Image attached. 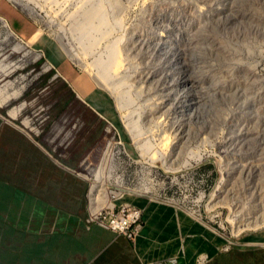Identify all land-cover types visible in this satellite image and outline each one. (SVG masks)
<instances>
[{
	"label": "rangeland",
	"instance_id": "1",
	"mask_svg": "<svg viewBox=\"0 0 264 264\" xmlns=\"http://www.w3.org/2000/svg\"><path fill=\"white\" fill-rule=\"evenodd\" d=\"M65 1L0 0V117L40 131L35 141L64 167L79 150L95 164L113 126L130 156L155 172H182L178 188L143 187L127 201L157 202L235 238L230 217L245 224L264 214V0H103L114 32L88 53L68 23L82 0ZM115 43L121 71L108 69L106 84L95 64L108 62ZM62 72H72L73 84L84 77L109 100L90 150L70 121L78 113L45 88ZM86 200L102 205L103 195L91 190ZM217 214L220 227L211 219Z\"/></svg>",
	"mask_w": 264,
	"mask_h": 264
},
{
	"label": "crops",
	"instance_id": "2",
	"mask_svg": "<svg viewBox=\"0 0 264 264\" xmlns=\"http://www.w3.org/2000/svg\"><path fill=\"white\" fill-rule=\"evenodd\" d=\"M54 64L57 65V62ZM60 74L65 80L61 76V80L55 85L52 84L51 78L45 88L52 87L54 95L60 96L61 108H73L78 113L80 118H71L70 121L74 122V126L81 128L82 143L84 142L90 150L102 137L105 118H101L99 114H103L104 105H108L109 100L99 88L86 85L84 77L79 79L78 84H73L69 82V78L74 79L72 72ZM5 121L0 117V148H5L6 152L12 151L11 146H3L4 141H8L7 135H11L14 139H22L23 144L34 153L41 154L49 162V167L42 168L41 164L39 165L41 168L37 177L32 180L33 186L36 188L42 186L43 181L58 179L60 188L55 192V197H58L56 200L60 206L55 207L53 202L50 205L43 197L39 198L30 192L14 188L4 221L11 225L10 213L13 214L19 208L18 202L24 205L27 200H31L44 210L38 216L35 214V207L28 212L22 207L16 210L17 216L12 217L19 218L22 214L28 219L22 228L13 225L15 234L22 236V258L8 259L4 253L3 257H0V264H264V214L257 219L259 222L254 225L257 227L251 229L260 230L241 236V232L231 234L235 238L229 241L206 228L204 224L192 220L185 213L146 199H138L134 203L128 199V202L142 209L141 229L133 241L118 236L105 227L86 225L87 185L67 171L71 167L76 168L85 158L84 154L89 151L79 150L77 154H68L69 159L59 158L64 159L61 161L67 165L64 167L57 164L51 154L35 141L34 138L39 136L13 124L17 119ZM45 141L43 140L44 143ZM17 157L19 158L18 155L16 159ZM26 170L32 171L30 168ZM55 171L85 184L86 188L80 198L83 216L78 213L79 196L73 186L76 182H73V185L68 184L67 191L63 190L62 176H56ZM28 172L24 181L30 176ZM14 175L15 171L11 170V183ZM18 191L22 195H19ZM36 217L40 221L34 226L33 219ZM51 219L55 221L51 222ZM11 245L12 243H1L0 248L10 254Z\"/></svg>",
	"mask_w": 264,
	"mask_h": 264
},
{
	"label": "built area",
	"instance_id": "3",
	"mask_svg": "<svg viewBox=\"0 0 264 264\" xmlns=\"http://www.w3.org/2000/svg\"><path fill=\"white\" fill-rule=\"evenodd\" d=\"M42 122L41 120L38 124ZM111 128L112 131L105 132L103 146L96 157V163H89L88 158H84L73 173L86 183V192L100 190L103 195L102 205L94 204L92 207H85L86 225L96 224L105 227L118 236L133 241L141 229L142 209L127 201L129 194L137 193L143 187L157 189L160 193L166 191V186L178 188L176 185H178V178L182 172L180 174L166 173L165 170H161V173L158 170L155 172L156 168L145 165L147 163L140 156L138 159L130 156L119 133L113 126ZM40 133L39 131L37 136ZM105 152H108L107 155ZM201 164L202 162L198 165ZM204 198V194H200V200ZM159 199L162 198L159 197ZM211 219L214 223H218L223 218L217 214Z\"/></svg>",
	"mask_w": 264,
	"mask_h": 264
},
{
	"label": "trees",
	"instance_id": "4",
	"mask_svg": "<svg viewBox=\"0 0 264 264\" xmlns=\"http://www.w3.org/2000/svg\"><path fill=\"white\" fill-rule=\"evenodd\" d=\"M121 135V138L126 140L125 135H123L122 132H119ZM7 140L4 141V145L11 146L10 149L11 152H6L5 148H0V244L5 243H12L10 247V254L8 252H5L4 250H1L0 248V257H3L4 255L9 259L13 258L14 260L17 257H21V254L23 252V248L20 247V243L22 240L21 235H16L15 230L13 229V225H16L20 228L26 225L28 222V219L26 217H23L22 214L19 218L12 217V215L17 216V209L24 208L26 212L30 211L31 208L35 207V214L37 216L41 213H43V208L40 206H37L34 204L31 200H27V202L22 205L20 202H18L17 208L13 214H11V217H9V222H11V225L5 220L4 221V215L7 211V205L8 201L10 199V196L12 195L13 189L16 188L17 190H23L32 193L33 195L39 197V198H45L47 201H49L48 204L51 205V203H54V206L57 207L60 206V203L58 200V197H55V192L60 188V181L58 179L55 180H46L43 181L42 186H37L36 188L33 186L32 180H34L35 177H37L38 170L42 167H49V162L41 156V154L37 152H33L31 148H29L27 145H24L22 142V139H14L11 137V135H7ZM13 138V139H12ZM12 139V140H11ZM10 141V142H9ZM29 148V149H28ZM19 156V158L16 156ZM30 161V164H29ZM41 164V167L39 166ZM30 168L32 171H27L26 169ZM11 170L15 171L14 178L11 183ZM49 172L52 171L48 170ZM29 173L30 176H27L28 178L26 181H24L25 174ZM54 173V172H53ZM56 173L57 175L62 176V187L63 190L67 191L68 184L73 185V182H76L74 188L78 192L79 198L77 199V205H78V213H80L81 216L82 210H83V204L81 202V197L83 194V191L85 190L86 186L84 183L76 181L71 176L64 177L62 173ZM29 179V181H28ZM9 184L10 186H8ZM70 188V187H69ZM19 195H22L21 192H17ZM57 199V200H56ZM20 200V198H19ZM33 224L36 226V224L40 221L37 219H33ZM1 247V246H0ZM8 250V249H6ZM228 257V256H227ZM15 263V262H14Z\"/></svg>",
	"mask_w": 264,
	"mask_h": 264
},
{
	"label": "bare ground",
	"instance_id": "5",
	"mask_svg": "<svg viewBox=\"0 0 264 264\" xmlns=\"http://www.w3.org/2000/svg\"><path fill=\"white\" fill-rule=\"evenodd\" d=\"M57 1H60L62 3L66 2L65 0H57ZM102 1L103 0H82L80 7H78L77 11H74L75 13H73V16L68 21L70 28H71V32L74 33L75 36H81L80 39L83 42V44H82L83 48L82 49L86 53L93 51L94 47L98 44V42H101L105 39L110 38V36L113 35L112 32H114L108 26L107 15H106L105 9L103 8V3H105V2H102ZM116 24L119 25L118 22H115V25ZM116 45H117L116 43H115V45H113L112 49H114V50L111 51V53H110L111 48H109L107 46L108 50L110 49L109 50L110 56L108 58L107 63H105V62L102 63L100 60H97V62L95 64V66H97L99 76L102 79H105L106 84L109 81V79L107 78V75L105 74V72H107L108 69L112 73L113 76H115V74L117 75L121 71L120 70L121 68L119 65V60H120L119 52H118V47H116ZM120 100H119V102H121ZM12 118H15V116H12ZM128 124H130V123H128ZM128 124H127V126H128ZM128 128H129V126H128ZM131 129H133V128H131ZM131 129L129 128V130H131ZM130 132H131L130 134H132V130ZM135 135L138 136L136 133H135ZM135 135H134V137H135ZM139 140H141V139H138V141ZM139 144H140V142H139ZM135 145H138V144H135ZM140 149L143 150V148H140ZM145 152H147V151H145ZM199 159H201V157ZM163 165H166V164L164 163ZM256 192H258V191H256ZM236 218H237L236 216L230 217V219L228 221L230 223V225L233 226L234 233L242 232V231H245L247 229L251 230L253 228H256L257 226H254V225H256L259 222V220H254L252 222H250V221L245 222V224H238V222H236ZM219 223H220L219 224V227H220V225L222 223H221V221Z\"/></svg>",
	"mask_w": 264,
	"mask_h": 264
}]
</instances>
